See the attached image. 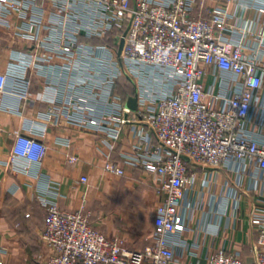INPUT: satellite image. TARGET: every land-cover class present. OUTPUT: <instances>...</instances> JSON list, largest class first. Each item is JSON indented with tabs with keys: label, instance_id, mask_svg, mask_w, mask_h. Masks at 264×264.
Segmentation results:
<instances>
[{
	"label": "built area",
	"instance_id": "1",
	"mask_svg": "<svg viewBox=\"0 0 264 264\" xmlns=\"http://www.w3.org/2000/svg\"><path fill=\"white\" fill-rule=\"evenodd\" d=\"M51 1L60 17L64 11L72 13L69 20L63 18L74 28L72 34L64 33L48 42L54 47L50 56L81 65L89 54L104 63L101 70L106 77L100 85L102 107H95L87 96H72L54 104L53 117L63 115L112 139H119L123 125L130 121L144 124L146 128L134 132L136 140L125 162L155 175L162 200L154 217L153 243L143 250H132L90 223L85 202L76 210L62 208L54 187L56 194L46 193L42 198L47 212L42 239L52 253L40 264H173L174 240L186 229L179 209L195 177L189 163L231 168L232 163L249 161L264 170V141L248 127L257 107L256 94L264 89V59L243 39L227 35L236 29L228 22L225 5L213 7L207 19L195 15L198 0ZM71 2L74 8H70ZM44 3L0 0V21L7 23L11 13L26 16L43 8ZM257 11L264 14V5H258ZM35 23L39 19L22 28H33ZM80 34L91 38L113 34V45L92 46L88 53L79 44ZM259 47L263 50L264 42ZM99 48L103 49L100 57L93 53ZM31 66L28 59L11 61L7 71L0 72V91L13 83L15 94L28 97ZM210 67L216 71L212 85L220 87L218 92L207 91L203 83ZM122 76L136 81L137 108L132 119L123 98L111 93ZM78 79L77 87L83 88ZM47 151L41 139L17 135L14 153L39 162ZM105 168L125 172L116 162H108ZM252 223L258 231L253 261L246 262L237 252L220 250L207 264H264V211L254 213Z\"/></svg>",
	"mask_w": 264,
	"mask_h": 264
},
{
	"label": "crops",
	"instance_id": "2",
	"mask_svg": "<svg viewBox=\"0 0 264 264\" xmlns=\"http://www.w3.org/2000/svg\"><path fill=\"white\" fill-rule=\"evenodd\" d=\"M217 5L227 7L228 22L236 29L227 35L243 39L264 59V49L259 47L264 42V14L257 11L264 0H198L195 15L209 19ZM70 8H74L72 2ZM57 10L53 1L45 0L39 10L29 11L26 16L11 13L7 23L0 21V72H6L16 58L33 62L28 73V97L15 94L13 83L0 91L1 264H40L52 253L42 239L47 216L42 198L46 193H57L56 200L65 209H79L85 202L90 223L108 237L121 239L127 249L143 250L153 243L154 217L162 200L156 177L125 162L136 140L134 132L146 126L130 121L123 125L120 138L112 139L91 126L52 115L57 101L72 96H87L95 107H102L100 85L106 79L101 70L104 63L89 54L81 65L50 56L54 47L48 42L64 33L72 34L74 28L67 21L72 13L64 11V19ZM35 19L39 23L33 28H22L31 26ZM78 38L88 53L93 51L92 46L107 44L94 43L84 34ZM93 53L100 57L103 49ZM215 72L210 67L203 79L207 91L220 90L212 85ZM78 78L83 88L77 87ZM120 83L132 84L131 95L123 99L127 106L130 98L137 95L136 81L126 76L117 80L111 93L122 97ZM256 96L257 107L248 127L264 141V89ZM127 115L132 119L135 111L129 109ZM18 134L39 138L47 144L42 161L14 153ZM72 157L75 161H71ZM108 162L118 163L125 172L107 170ZM231 166L189 163L190 174L195 177L179 209L186 229L174 240L173 264H207L220 250L237 252L246 262L253 261L258 231L252 217L264 211V170L249 161ZM83 177L88 180L83 181Z\"/></svg>",
	"mask_w": 264,
	"mask_h": 264
},
{
	"label": "trees",
	"instance_id": "3",
	"mask_svg": "<svg viewBox=\"0 0 264 264\" xmlns=\"http://www.w3.org/2000/svg\"><path fill=\"white\" fill-rule=\"evenodd\" d=\"M112 39H113V34H108L105 38H101V39L100 38H92L90 40L94 43L102 42V43H107V44L113 45ZM130 84L125 83V85L122 86L120 83V85H118L120 94L122 95L123 99H127L128 96H130L132 93V89L130 87L132 84L131 85ZM126 85H127V87H126Z\"/></svg>",
	"mask_w": 264,
	"mask_h": 264
},
{
	"label": "rangeland",
	"instance_id": "4",
	"mask_svg": "<svg viewBox=\"0 0 264 264\" xmlns=\"http://www.w3.org/2000/svg\"><path fill=\"white\" fill-rule=\"evenodd\" d=\"M127 108L130 110H136L137 108V99L136 97H131L130 100L127 102Z\"/></svg>",
	"mask_w": 264,
	"mask_h": 264
},
{
	"label": "water",
	"instance_id": "5",
	"mask_svg": "<svg viewBox=\"0 0 264 264\" xmlns=\"http://www.w3.org/2000/svg\"><path fill=\"white\" fill-rule=\"evenodd\" d=\"M122 45H123V40H122V43H121L120 48L122 47ZM183 158H184L186 161H188V162L191 161L190 158H189L188 156H186V155H183Z\"/></svg>",
	"mask_w": 264,
	"mask_h": 264
}]
</instances>
